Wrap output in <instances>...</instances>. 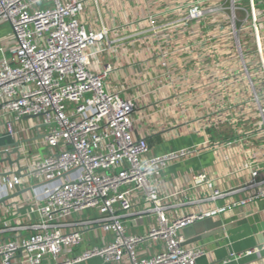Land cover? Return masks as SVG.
Listing matches in <instances>:
<instances>
[{
  "label": "built area",
  "instance_id": "2783aa9c",
  "mask_svg": "<svg viewBox=\"0 0 264 264\" xmlns=\"http://www.w3.org/2000/svg\"><path fill=\"white\" fill-rule=\"evenodd\" d=\"M85 5L0 0V23L11 31L10 54L0 58V139L17 144L0 150L19 153L17 165L0 163V188L8 201L26 180L41 184L29 199L28 223L0 229L14 234L0 240V264H196L205 252L185 245V229L238 210L256 214L244 209L264 200V0H194L174 8V36L184 42L160 49L158 58L165 67L170 54L185 57L184 71L169 81L176 89L169 101L180 115L177 129L202 138L160 154L137 131L135 101L124 88L106 86L112 66L93 68L110 48V32L87 27ZM146 21L153 35L160 32L154 16ZM193 27L210 30L194 40ZM166 133L178 136L176 129ZM207 152L213 172H192L168 189L158 185L170 166ZM144 224V235L131 232ZM94 228L113 233L112 240L67 257ZM147 242L161 248L141 257L137 248Z\"/></svg>",
  "mask_w": 264,
  "mask_h": 264
},
{
  "label": "crops",
  "instance_id": "0c3cea01",
  "mask_svg": "<svg viewBox=\"0 0 264 264\" xmlns=\"http://www.w3.org/2000/svg\"><path fill=\"white\" fill-rule=\"evenodd\" d=\"M85 1L86 5L81 19L89 28L108 30L111 40L110 48L92 60L93 68L98 71L103 64L112 66L113 70L105 81L106 86L110 89L124 88L123 96L135 101L136 128L138 133L147 139L152 153L160 154L199 142L201 135L190 133L180 127L177 129L180 115L178 109L169 101L171 93L176 90L169 81L184 71L182 65L185 57L172 53L167 57L165 67L161 65V59L158 58L160 49L172 51L184 42V39L174 36V32L177 31L173 22L179 18L175 15L174 8L194 0H97V4L91 0ZM148 16H154L157 25L160 26V32L156 35L150 32V25L146 21ZM1 25L5 30L0 33V49L4 48L5 52L0 51V58L4 55L9 56L8 49L11 41L9 25L5 23ZM209 30L193 27L191 28L193 32L191 39L197 40L198 36H206L205 32ZM167 69L170 75L164 77ZM164 108L166 109L160 110ZM162 112L165 115H162ZM171 129H176L177 137L167 136L166 132ZM5 141V139H0V148L6 143ZM214 160L213 154L207 152L174 164L160 176L157 180L158 185L163 189H168L185 184L192 172H213ZM40 185L36 179L26 180L22 187L13 192V195H19L8 201L5 200L8 198L6 191L0 188V229L3 228L4 223L10 225L28 223L26 215L30 205L29 199L39 191ZM25 190L29 191L22 193ZM2 201L5 203L2 204ZM263 209L264 200H261L244 210L253 211L260 216L261 220H264V215L261 213ZM241 211L238 210L223 217L239 215L242 214ZM218 219L216 217L206 222H197L183 231L187 246H198L205 252L196 260V264H264V238L255 225L247 223L228 231L223 230L219 234L217 232L220 228L216 223ZM146 227L147 225L144 224L137 228L131 227L130 230L132 233L144 235ZM13 235L10 232L0 233V240L12 238ZM112 238L113 233L104 232L100 228L86 231L83 242L71 250L67 257L78 255L87 248L106 244ZM195 238L201 239L193 242ZM254 248L259 249V252L243 255ZM230 254L242 255V257L231 258ZM140 256L148 257L144 251L140 253ZM63 258L64 256L60 259ZM229 258L230 262L223 263ZM74 264L114 263H104L99 258H92Z\"/></svg>",
  "mask_w": 264,
  "mask_h": 264
},
{
  "label": "water",
  "instance_id": "95a60500",
  "mask_svg": "<svg viewBox=\"0 0 264 264\" xmlns=\"http://www.w3.org/2000/svg\"><path fill=\"white\" fill-rule=\"evenodd\" d=\"M35 117L34 116H31V117H27L25 118V120H28V119H34ZM17 144H5L3 146H1L0 149L2 148H10L12 146H16ZM12 154H15L16 155V158L15 160H11L10 159V156ZM5 156L4 158H0V163H8L9 166L15 164L17 165L18 164V160H19V153L17 151V149H14L12 150L11 152H8L6 150H0V157L1 156ZM19 173V171H18ZM27 191L29 190H25L24 192L22 193H26ZM21 194V193H20ZM19 194L17 195H13V197H16L18 196ZM2 204L5 203V201H2L1 202ZM210 220V219H209ZM212 220V219H211ZM207 220H204L202 222H206ZM217 227L220 228L219 232L217 233H222L223 230L224 231H228L230 229H233V228H236L240 225H243V224H249V225H255L256 226V229L259 233H261V235L263 236L264 238V221L261 220L260 216L257 215V214H248V213H242V214H239V215H235V216H230V217H223V218H219L217 221ZM230 225V226H228ZM201 238H195L194 240H192L193 242L196 240H200ZM187 242H185V245H186Z\"/></svg>",
  "mask_w": 264,
  "mask_h": 264
},
{
  "label": "rangeland",
  "instance_id": "374dc122",
  "mask_svg": "<svg viewBox=\"0 0 264 264\" xmlns=\"http://www.w3.org/2000/svg\"><path fill=\"white\" fill-rule=\"evenodd\" d=\"M4 30H5L4 26L1 25L0 23V33H2ZM40 151L44 152V150H40ZM160 248H161L160 242H156V244L152 242H147L140 244V246L137 248V251L140 253L144 251L145 255L149 256L155 249H160Z\"/></svg>",
  "mask_w": 264,
  "mask_h": 264
}]
</instances>
